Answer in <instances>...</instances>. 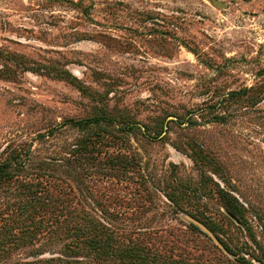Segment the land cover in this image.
<instances>
[{"label": "rangeland", "instance_id": "1", "mask_svg": "<svg viewBox=\"0 0 264 264\" xmlns=\"http://www.w3.org/2000/svg\"><path fill=\"white\" fill-rule=\"evenodd\" d=\"M0 264H264V0H0Z\"/></svg>", "mask_w": 264, "mask_h": 264}, {"label": "trees", "instance_id": "2", "mask_svg": "<svg viewBox=\"0 0 264 264\" xmlns=\"http://www.w3.org/2000/svg\"><path fill=\"white\" fill-rule=\"evenodd\" d=\"M7 169H8V166H6L5 164L0 165V180L7 178L8 176Z\"/></svg>", "mask_w": 264, "mask_h": 264}]
</instances>
